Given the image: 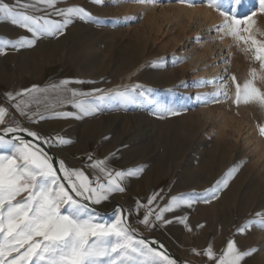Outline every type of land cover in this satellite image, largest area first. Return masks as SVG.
I'll list each match as a JSON object with an SVG mask.
<instances>
[{"label":"rangeland","instance_id":"rangeland-1","mask_svg":"<svg viewBox=\"0 0 264 264\" xmlns=\"http://www.w3.org/2000/svg\"><path fill=\"white\" fill-rule=\"evenodd\" d=\"M126 1L56 0L48 7L38 0H24L30 5L27 14L42 17L53 26L64 19L56 9L84 7L92 18L70 17L72 22L61 31L53 27L55 34L41 36L34 46L19 48L23 49L19 54H12L7 46L9 78L15 73L13 68L23 63L26 75L37 77L42 87L36 88L32 104L26 95L24 103L19 102L21 109L7 115L0 136L7 141L12 135L23 134V139L33 141L24 132L3 131L18 125L42 137L70 141L45 148L67 168L82 171L92 187L115 179L124 188L98 204L77 197L87 205L85 217L91 215L103 224L123 219L136 239L157 241L152 246L165 252L174 264H216L206 255L208 247L218 259L229 240H234L241 252L253 250L240 264H264V227L259 225L264 215L256 216L264 214V135L260 134L259 145L246 123L253 114L259 128L264 126V106L253 108L243 100L235 103L236 84L242 87L251 80L253 68L257 71L254 86L264 92L260 62L254 59V51L245 50L249 45L235 41L238 68L228 75L236 77L235 83L232 79L233 92L208 87L202 94L201 80L206 76L195 72L187 56L190 49L199 48L207 32L201 29L194 38L192 27L187 26L189 37L185 39L179 28L160 21L153 8L166 7L170 0H147L145 9L133 16L124 10ZM203 5L209 7L208 0H203ZM231 6L232 0H220L219 10L209 8L220 17L226 16ZM253 10H258V0H244L236 18H246ZM253 19L256 38L264 40V14L258 12ZM5 30L10 36L4 41L33 38L11 23ZM214 55L218 59V54ZM216 59L209 58L208 64L215 65ZM136 67L139 71L128 82L126 75ZM120 84L119 91L134 89L142 94L141 101L114 100L88 115L74 106L95 102L92 95L97 99ZM149 99L155 103H148ZM62 113L73 115L64 117ZM14 151L8 144L0 145V155ZM138 167L142 171L134 176L115 177L118 171ZM233 169L232 175L226 176ZM225 179L227 186L223 185ZM213 194L215 198H211ZM173 196L193 202L164 212L157 221L156 215ZM206 198L210 202H204ZM145 215L149 216L147 226L142 223ZM249 222L255 226L239 233ZM149 259L136 256L125 264H148Z\"/></svg>","mask_w":264,"mask_h":264},{"label":"snow or ice","instance_id":"snow-or-ice-1","mask_svg":"<svg viewBox=\"0 0 264 264\" xmlns=\"http://www.w3.org/2000/svg\"><path fill=\"white\" fill-rule=\"evenodd\" d=\"M38 2L53 7L56 0H38ZM92 2L101 3V0H92ZM16 3L20 4V0H16ZM208 5L219 10L220 0H208ZM243 5L244 0H232L222 30L237 43L243 42L249 45L245 50L254 51V59L260 62V68L264 71V40H258L253 31L255 24L253 17H256L258 12L264 14V0H258V10H253L246 18H236ZM21 7L25 11H16L10 3L0 0V18L25 29L33 38L21 36L15 41H0V54H4L6 46L12 49L34 46L41 36L55 34L53 27L56 31H61L70 24L72 22L70 17L88 20L92 18L84 7L56 9L64 19L62 24L53 26L42 17L27 14L30 5L25 3L21 4ZM42 19L43 23H41ZM250 75L252 79L246 81L242 87L236 84L235 103L239 104L241 100L244 103L257 101L264 106V92L253 83L257 77L255 68L251 70ZM232 79L235 83L236 77L233 76ZM26 91H36V89ZM8 95L11 99V94ZM17 95L21 94L17 93ZM73 95L75 96L76 93ZM141 99L142 94H137L134 89H125L100 95L95 102L74 106L82 114L88 115L99 111L102 104L114 100L136 104ZM147 102L155 103L150 99ZM171 114L176 113L171 112ZM61 115L68 117L73 114ZM5 116L6 109L0 107V125L5 123ZM3 131L6 134L24 132L35 142L17 135H12L5 141V137L0 136V145L7 143L15 150L14 154L0 155V264H118V262L125 264L126 261H135L136 256L149 257L148 264H174L165 252L152 246L157 244V241L136 239L132 234L133 230L123 219L117 218L115 223L103 224L95 222L91 215L85 217L87 205L82 204L76 199L77 197L98 204L107 200L109 194L113 192H123L124 188L115 179H109L107 184L98 183L97 187H92L82 171L67 168L63 160L50 155L45 148V145L49 148L58 147L70 141L42 137L37 132L20 128L18 125L7 127ZM259 131L264 135V126H261ZM234 170H230L226 176H231ZM139 171H142V168L130 169L127 172L118 171L115 177L134 176ZM108 175L112 176V173ZM223 185L227 186V179L223 181ZM17 197L22 198L18 200ZM211 198H215V194ZM154 199L155 194L148 203L151 204ZM192 202L191 199L183 196H173L155 218L161 221L164 212L172 211L181 204L191 206ZM204 202H210V199L206 198ZM262 215L264 214L256 213L257 217ZM163 222L170 223V221ZM142 223L149 225L148 215L144 216ZM259 225L264 227V220H261ZM253 226H255L254 222H249L239 228L238 232L242 234ZM159 248L162 249L163 245H159ZM252 251L241 252L235 241L229 240L218 259L214 256L211 246L208 247L206 255L216 260V264H240V261L245 256L251 255ZM136 264H144V262L138 261Z\"/></svg>","mask_w":264,"mask_h":264},{"label":"bare ground","instance_id":"bare-ground-1","mask_svg":"<svg viewBox=\"0 0 264 264\" xmlns=\"http://www.w3.org/2000/svg\"><path fill=\"white\" fill-rule=\"evenodd\" d=\"M250 1L251 0H248V2ZM146 4L147 0H137L136 3L127 0L124 10L126 12H132L133 16L136 12L143 11ZM153 9L155 11L154 13H156V17L160 21L168 24V26L180 29V32H182L181 38L184 37L186 39L189 37L187 26L192 27L191 37L194 38L197 37V32L199 30L201 31V29L207 32V37L202 40V43L198 46L199 48L189 50L187 56L189 64L195 69L196 73L203 75V77L206 76L205 79L201 80L203 86L202 94L205 93L208 87H214L218 92H228V94H231L234 84L228 75L234 67L238 68V65L235 62V40L225 35L222 30L226 16H216L209 7L203 5V0H170L166 7ZM214 54H218V59H216ZM223 54L227 55L220 58ZM209 58L216 59L215 65L208 64ZM139 69L140 67H136L126 75L125 79L131 82L133 75H135ZM121 85L123 84L110 87L106 92L112 93L119 91ZM91 98H93L92 100H96V95H92ZM251 104L254 108L259 103L257 101H251ZM251 106L248 107L249 112L251 111ZM246 123L249 131L253 133L252 136H255L258 139L259 145H261L259 126L253 114L249 115V120ZM22 137L24 138L23 134ZM10 150L13 151L14 149L10 148ZM261 152L263 153V150H261Z\"/></svg>","mask_w":264,"mask_h":264},{"label":"crops","instance_id":"crops-1","mask_svg":"<svg viewBox=\"0 0 264 264\" xmlns=\"http://www.w3.org/2000/svg\"><path fill=\"white\" fill-rule=\"evenodd\" d=\"M5 2L10 3L8 0H5ZM10 4L16 11L24 10L21 7V4H24V0H20V4H17L16 0H13ZM10 23V21L0 18V41H4V38L10 36L8 34L9 30H5V27ZM21 51L23 52V49H12V54H19V52ZM8 55L9 48L6 46L4 49V54H0V107L6 109L5 122L6 117L9 113H17V111L21 109V107H17V105H19V102H21V104L24 103L26 95L30 97V104L33 103L32 100L35 96V91L26 90H31L33 88L38 89L42 87V84H39V82H37V77H33V75L31 74L26 75L23 63L21 64V66L18 64L13 68L15 70V73L9 78L8 71L10 68L8 63ZM17 93H20L21 95H17ZM8 94H11V99L9 98Z\"/></svg>","mask_w":264,"mask_h":264},{"label":"water","instance_id":"water-1","mask_svg":"<svg viewBox=\"0 0 264 264\" xmlns=\"http://www.w3.org/2000/svg\"><path fill=\"white\" fill-rule=\"evenodd\" d=\"M25 137H26V138H28V139H30V140H32V138H31V137H29V136H27V135H25Z\"/></svg>","mask_w":264,"mask_h":264}]
</instances>
